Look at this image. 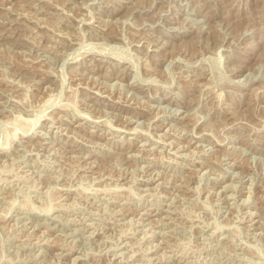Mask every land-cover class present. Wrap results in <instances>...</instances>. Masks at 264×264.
<instances>
[{"label": "rangeland", "instance_id": "rangeland-1", "mask_svg": "<svg viewBox=\"0 0 264 264\" xmlns=\"http://www.w3.org/2000/svg\"><path fill=\"white\" fill-rule=\"evenodd\" d=\"M0 264H264V0H0Z\"/></svg>", "mask_w": 264, "mask_h": 264}, {"label": "bare ground", "instance_id": "bare-ground-1", "mask_svg": "<svg viewBox=\"0 0 264 264\" xmlns=\"http://www.w3.org/2000/svg\"><path fill=\"white\" fill-rule=\"evenodd\" d=\"M51 118V117H50Z\"/></svg>", "mask_w": 264, "mask_h": 264}]
</instances>
